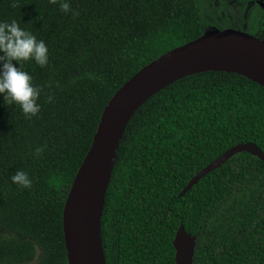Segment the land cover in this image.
I'll return each instance as SVG.
<instances>
[{"label": "trees", "instance_id": "trees-1", "mask_svg": "<svg viewBox=\"0 0 264 264\" xmlns=\"http://www.w3.org/2000/svg\"><path fill=\"white\" fill-rule=\"evenodd\" d=\"M238 1L246 32L258 35L264 9L243 16L250 0ZM67 2L63 12L59 0H0V21L16 20L49 55L43 67L21 62L40 87L35 116L0 94V264H68L65 200L112 96L172 48L213 26L234 27L204 0ZM247 142L264 151V86L240 73L188 74L149 96L113 160L101 223L106 264H176L181 225L196 236L194 264H264V159L237 152L181 195ZM17 170L30 188L11 181Z\"/></svg>", "mask_w": 264, "mask_h": 264}, {"label": "water", "instance_id": "water-1", "mask_svg": "<svg viewBox=\"0 0 264 264\" xmlns=\"http://www.w3.org/2000/svg\"><path fill=\"white\" fill-rule=\"evenodd\" d=\"M206 70L237 72L264 86V39L235 28H209L198 38L172 48L142 67L116 91L102 113L91 147L65 200L63 230L68 264H106L101 236L105 196L116 150L135 111L164 86ZM161 80L169 81L150 92L151 86ZM241 151L264 159V151L256 144H236L198 172L181 195ZM173 243L176 264H194L196 236L181 225Z\"/></svg>", "mask_w": 264, "mask_h": 264}, {"label": "clouds", "instance_id": "clouds-1", "mask_svg": "<svg viewBox=\"0 0 264 264\" xmlns=\"http://www.w3.org/2000/svg\"><path fill=\"white\" fill-rule=\"evenodd\" d=\"M50 2L57 3L58 0ZM59 8L68 12L70 5L67 0H59ZM29 60L41 67L48 64V47L44 40L37 39L32 32L20 27L16 20L0 21V94H3L7 104L18 105L26 119L35 116L41 107L37 102L40 87L34 85L31 75L21 68V62ZM35 151L39 153L42 148L37 147ZM11 181L22 188L32 185L28 173L23 170H17Z\"/></svg>", "mask_w": 264, "mask_h": 264}, {"label": "rangeland", "instance_id": "rangeland-1", "mask_svg": "<svg viewBox=\"0 0 264 264\" xmlns=\"http://www.w3.org/2000/svg\"><path fill=\"white\" fill-rule=\"evenodd\" d=\"M205 6L207 7V10L209 12L213 13H222V15H228L231 19H233V23L235 25L241 24V18H242V12L241 10H238V6L241 4L237 0H224V2L220 5V0H204ZM221 12V10H224ZM232 10H234V13H232ZM219 13V14H220ZM211 29H216V26L211 27Z\"/></svg>", "mask_w": 264, "mask_h": 264}, {"label": "flooded vegetation", "instance_id": "flooded-vegetation-1", "mask_svg": "<svg viewBox=\"0 0 264 264\" xmlns=\"http://www.w3.org/2000/svg\"><path fill=\"white\" fill-rule=\"evenodd\" d=\"M238 2L241 3L240 1H238ZM255 4L259 5L262 9H264V0H250L245 7V14L243 16H246L247 13L249 12L250 8L253 7ZM241 5H242V3L239 6H241ZM238 10H240L239 7H238ZM242 20H243V17L241 18V24L239 26L234 24V27H232V28L246 31L247 25H246V23L242 24ZM229 28H231V27H229ZM256 36L264 39V28Z\"/></svg>", "mask_w": 264, "mask_h": 264}, {"label": "bare ground", "instance_id": "bare-ground-1", "mask_svg": "<svg viewBox=\"0 0 264 264\" xmlns=\"http://www.w3.org/2000/svg\"><path fill=\"white\" fill-rule=\"evenodd\" d=\"M167 81H169V80H161V81H157V82H155V83L151 86V88H150V92H151V91H154V90H156V89H158V88H160V87L163 86Z\"/></svg>", "mask_w": 264, "mask_h": 264}]
</instances>
